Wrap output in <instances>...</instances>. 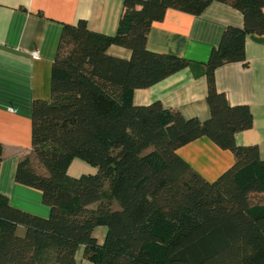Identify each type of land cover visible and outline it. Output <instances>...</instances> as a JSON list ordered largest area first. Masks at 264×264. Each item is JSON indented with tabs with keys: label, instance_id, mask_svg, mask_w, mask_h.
<instances>
[{
	"label": "trees",
	"instance_id": "16d2710c",
	"mask_svg": "<svg viewBox=\"0 0 264 264\" xmlns=\"http://www.w3.org/2000/svg\"><path fill=\"white\" fill-rule=\"evenodd\" d=\"M232 5L243 25L225 28L206 63L210 115L185 118L159 101L135 105L133 92L189 66L146 47L152 22L168 8L201 14ZM264 0H124L113 35L84 19L63 24L51 67L49 100L31 111V151L15 181L37 189L42 217L0 194V264H264V159L235 134L252 126L246 105H231L214 86V69L244 60L247 34L264 33ZM130 49L129 59L107 48ZM202 136L230 150L234 162L206 180L177 149ZM74 158L97 167L72 177ZM2 145L0 143V163ZM105 227L102 243L94 235Z\"/></svg>",
	"mask_w": 264,
	"mask_h": 264
},
{
	"label": "crops",
	"instance_id": "0c3cea01",
	"mask_svg": "<svg viewBox=\"0 0 264 264\" xmlns=\"http://www.w3.org/2000/svg\"><path fill=\"white\" fill-rule=\"evenodd\" d=\"M124 0H0V194L10 205L47 217L48 205L39 190L19 184L17 164L31 151V111L36 99L49 100L51 67L63 24L84 19L90 30L115 34ZM264 12V6H263ZM229 25L242 26V12L232 5L214 1L201 14L168 8L164 17L152 22L146 41L150 51L171 54L190 65L145 88L133 92L135 105L159 101L185 118L208 119L206 63ZM36 53V54H35ZM106 53L129 59L130 49L112 44ZM214 86L231 105H246L252 126L235 134L238 145L256 144L264 159V33H249L244 40V60L217 66ZM177 153L206 180H214L233 162L230 150L202 136L177 149ZM97 167L74 158L68 174H95ZM106 228L97 227L99 243ZM78 264H91L84 246L76 250Z\"/></svg>",
	"mask_w": 264,
	"mask_h": 264
},
{
	"label": "built area",
	"instance_id": "2783aa9c",
	"mask_svg": "<svg viewBox=\"0 0 264 264\" xmlns=\"http://www.w3.org/2000/svg\"><path fill=\"white\" fill-rule=\"evenodd\" d=\"M36 54V53H35Z\"/></svg>",
	"mask_w": 264,
	"mask_h": 264
}]
</instances>
